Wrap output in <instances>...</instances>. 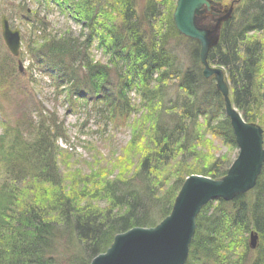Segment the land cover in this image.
Segmentation results:
<instances>
[{"label":"trees","instance_id":"obj_1","mask_svg":"<svg viewBox=\"0 0 264 264\" xmlns=\"http://www.w3.org/2000/svg\"><path fill=\"white\" fill-rule=\"evenodd\" d=\"M175 1L78 0L72 18L86 32L27 39L31 62L71 107L89 102L129 119L127 94L134 90L148 107L138 120L147 145L126 179H65L54 152L63 137L58 118L44 109L21 113L0 134V264H89L116 234L167 216L188 175L226 174L235 157L198 149L204 134L231 151L237 145L215 80L202 75L198 42L174 27ZM211 1L228 7L227 0ZM230 2L207 61L222 68L231 104L262 128L264 146V0ZM22 14L41 28L35 13ZM94 44L105 64L92 60ZM14 61H0V88L13 86ZM185 264H264V163L253 189L201 208Z\"/></svg>","mask_w":264,"mask_h":264},{"label":"rangeland","instance_id":"obj_2","mask_svg":"<svg viewBox=\"0 0 264 264\" xmlns=\"http://www.w3.org/2000/svg\"><path fill=\"white\" fill-rule=\"evenodd\" d=\"M77 3L78 0H0V18L5 15L9 25L19 29L21 39L19 56L14 57L15 69L18 70L13 78V86L10 89L4 86L0 88V134L8 126L12 128L21 113L44 109L54 113L62 126L63 137L55 142L54 152L58 170L65 179L75 175L80 180L89 177L101 181L126 179L132 175L139 155L147 145L138 121L147 113V105L140 103L141 100L132 90L127 94L133 106L129 119L125 116L124 120L116 115L107 116L106 112L99 111V107H93L89 102L85 104L76 100L71 107L64 100V95L51 87L49 78L37 71L24 49V44L29 41L27 39L35 40L47 33L60 35L68 32L77 35L79 30H83L72 18V15L75 16ZM226 4L229 7L230 0ZM19 7L23 8V13H35L42 21L39 26L41 28L36 30L32 25H27L28 22L23 20L24 14ZM228 7L222 9L213 3V6L197 18V24L213 29L216 20L225 14ZM213 35H218V29L213 31ZM90 52L93 61L106 63L107 57L95 48V44ZM9 56L13 57L3 42L0 28V61L8 60ZM183 59L186 61L185 57ZM17 60L20 61V70ZM185 64L188 65V62ZM166 83L171 87L169 94H172L175 90L174 81ZM149 115L150 113L147 117ZM154 116L155 107L152 111V117ZM198 143V149L204 154L230 155L233 158L237 154V150H229L208 134H204ZM94 200H98L99 205L105 204L98 197H94Z\"/></svg>","mask_w":264,"mask_h":264},{"label":"water","instance_id":"obj_3","mask_svg":"<svg viewBox=\"0 0 264 264\" xmlns=\"http://www.w3.org/2000/svg\"><path fill=\"white\" fill-rule=\"evenodd\" d=\"M211 6V0H176L172 22L181 35L199 44L202 75L204 78H214L215 87L223 98L224 113L235 138L237 155L221 178L199 174L187 176L167 216L153 227L137 226L116 234L109 247L96 255L89 264H185L195 231V220L201 208L218 198L230 201L238 194L253 189L256 184L264 163L263 130L259 125L242 118L231 104L222 68L211 66L207 61L210 47L218 40L213 31L229 17L232 6L216 20L213 29L200 27L197 18ZM0 28L5 46L16 57L20 47L19 30L12 29L4 15L0 19ZM18 67L20 70V61ZM256 242L257 235L251 232V249L256 247Z\"/></svg>","mask_w":264,"mask_h":264}]
</instances>
